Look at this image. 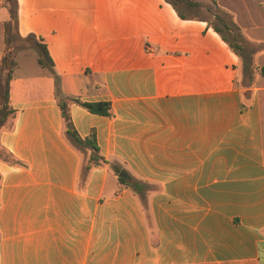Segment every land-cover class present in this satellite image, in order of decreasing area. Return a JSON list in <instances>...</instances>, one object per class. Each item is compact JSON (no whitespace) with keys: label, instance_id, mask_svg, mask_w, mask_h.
I'll return each mask as SVG.
<instances>
[{"label":"crops","instance_id":"crops-1","mask_svg":"<svg viewBox=\"0 0 264 264\" xmlns=\"http://www.w3.org/2000/svg\"><path fill=\"white\" fill-rule=\"evenodd\" d=\"M16 1L35 43L15 46L0 133L26 165L0 161V264H264V0H229L236 39L172 0ZM59 97L110 103L66 100L107 163L83 173ZM111 164L156 187L146 213Z\"/></svg>","mask_w":264,"mask_h":264},{"label":"trees","instance_id":"trees-1","mask_svg":"<svg viewBox=\"0 0 264 264\" xmlns=\"http://www.w3.org/2000/svg\"><path fill=\"white\" fill-rule=\"evenodd\" d=\"M0 3L5 6L8 13V19L3 23V51L0 54V133L8 128L12 127L15 117V110L9 103V84L13 76V71L16 67L14 60L15 46L17 43L34 42V36L28 35L25 38H21L18 34V20L17 12L18 5L16 0H0ZM171 6L181 19H186L187 15L181 11L180 7L185 10L189 8L201 7V4L194 0H172ZM218 20L219 17H217ZM226 28V26H224ZM213 30L223 37V29L218 26H212ZM40 57L38 58L39 64L48 67L51 64V60L47 54L44 46L38 45ZM232 48V47H231ZM70 102L77 104L87 112L95 115L105 116L111 118L113 116L111 105L109 102H81L76 98L66 99ZM65 98L59 97L57 99V105L60 110L61 119L63 121V135L66 141L75 148L83 157V173H86L90 168L101 166L106 160L100 156L95 139V132L91 130L86 138H81L75 131L68 111V103ZM0 161L11 166L25 167L26 165L16 159L10 152L0 145ZM111 168L116 174L122 170L111 164ZM1 181V176H0ZM120 184L128 188L137 198L142 210L147 211V195L156 189L155 186L148 184L147 182L135 179L132 176L126 178H118Z\"/></svg>","mask_w":264,"mask_h":264},{"label":"rangeland","instance_id":"rangeland-1","mask_svg":"<svg viewBox=\"0 0 264 264\" xmlns=\"http://www.w3.org/2000/svg\"><path fill=\"white\" fill-rule=\"evenodd\" d=\"M198 1L201 2V7L189 8L186 10L183 7H180L181 11L188 16H196L206 19L210 25L222 28L224 33L234 34L232 36L236 39L237 35L234 31L238 30V27L234 24L233 19L239 14L241 6L239 5L238 7L237 4L231 5V1L229 0H222V3L218 0ZM217 17H219L220 20H218ZM224 26H226V28ZM26 43H28V45L32 44L31 41ZM25 55L30 59L33 58V56H38L37 53L31 50L25 52Z\"/></svg>","mask_w":264,"mask_h":264},{"label":"water","instance_id":"water-1","mask_svg":"<svg viewBox=\"0 0 264 264\" xmlns=\"http://www.w3.org/2000/svg\"><path fill=\"white\" fill-rule=\"evenodd\" d=\"M118 177L126 178L127 174L124 171H120L119 174H118Z\"/></svg>","mask_w":264,"mask_h":264}]
</instances>
